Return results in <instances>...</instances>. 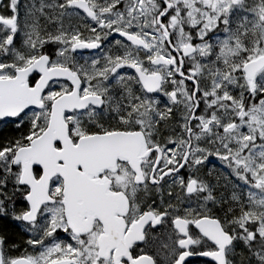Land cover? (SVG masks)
<instances>
[{
    "label": "snow or ice",
    "instance_id": "6c2138e0",
    "mask_svg": "<svg viewBox=\"0 0 264 264\" xmlns=\"http://www.w3.org/2000/svg\"><path fill=\"white\" fill-rule=\"evenodd\" d=\"M264 264V0H0V264Z\"/></svg>",
    "mask_w": 264,
    "mask_h": 264
},
{
    "label": "flooded vegetation",
    "instance_id": "af4514ba",
    "mask_svg": "<svg viewBox=\"0 0 264 264\" xmlns=\"http://www.w3.org/2000/svg\"><path fill=\"white\" fill-rule=\"evenodd\" d=\"M191 259L195 261V264H202V261L208 258L193 257Z\"/></svg>",
    "mask_w": 264,
    "mask_h": 264
}]
</instances>
